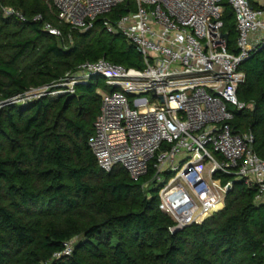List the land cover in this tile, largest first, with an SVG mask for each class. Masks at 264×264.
<instances>
[{
    "label": "trees",
    "instance_id": "obj_1",
    "mask_svg": "<svg viewBox=\"0 0 264 264\" xmlns=\"http://www.w3.org/2000/svg\"><path fill=\"white\" fill-rule=\"evenodd\" d=\"M222 4L235 45V12L228 0ZM135 9L127 0L81 31L60 23L45 0H0V264H264V202H256L255 187L237 180L223 210L174 231L176 222L160 209L155 170L139 180L121 166L107 172L89 146L99 90L113 89L96 77L75 94H48L86 62L144 68L138 47L104 24ZM47 22L62 35L50 34ZM242 69L238 96L253 108L236 111L233 124L254 134L264 160V46ZM31 91L40 94L14 102ZM68 244L72 253L64 254Z\"/></svg>",
    "mask_w": 264,
    "mask_h": 264
},
{
    "label": "built area",
    "instance_id": "obj_2",
    "mask_svg": "<svg viewBox=\"0 0 264 264\" xmlns=\"http://www.w3.org/2000/svg\"><path fill=\"white\" fill-rule=\"evenodd\" d=\"M45 1L53 5L60 23L88 31L127 0ZM222 2L135 0V10L115 22L106 18L104 24L138 47L144 68L106 59L86 62L68 74L57 91L48 92L75 94L78 84L96 77L113 89L99 90L102 104L89 146L107 172L121 166L139 180L153 168L159 183L169 181L160 190V209L176 222L174 231L223 210L237 180L255 187L256 202H264V160L254 150L255 136L233 124L236 111L253 108L239 99L238 91L246 81L243 63L264 46V3L228 0L236 16L232 45ZM4 11L24 19L12 7ZM45 29L62 35L52 23H45ZM199 172L209 189L204 196L191 182ZM172 191L183 195L175 197L180 215L171 204ZM216 204L222 208L210 212ZM71 253L68 244L64 254Z\"/></svg>",
    "mask_w": 264,
    "mask_h": 264
},
{
    "label": "rangeland",
    "instance_id": "obj_3",
    "mask_svg": "<svg viewBox=\"0 0 264 264\" xmlns=\"http://www.w3.org/2000/svg\"><path fill=\"white\" fill-rule=\"evenodd\" d=\"M39 94H40L39 91H31V92L28 93L27 98H36L37 96H39ZM208 169L209 168H206V171H208ZM191 182H192V185L194 186V188L197 190L198 194L204 196V195H206L208 193L209 189H208L207 185L204 183V181H203V179H202V177L200 175V172H199L198 176H194L193 177ZM169 183H170L169 181L165 180L164 182H162V187L161 188H163L165 185H168ZM174 184H176V182H174L172 185H174ZM174 192L175 191H172V192L169 193V198L171 200V204L172 205L175 203V197L180 196L182 198V196H183V195L176 194ZM183 192H184L183 194H187L186 190H183ZM221 208H222V205L219 204L218 208L215 209V210H218V209H221Z\"/></svg>",
    "mask_w": 264,
    "mask_h": 264
},
{
    "label": "crops",
    "instance_id": "obj_4",
    "mask_svg": "<svg viewBox=\"0 0 264 264\" xmlns=\"http://www.w3.org/2000/svg\"><path fill=\"white\" fill-rule=\"evenodd\" d=\"M251 1H253L254 3H257L258 5L264 3V0H251Z\"/></svg>",
    "mask_w": 264,
    "mask_h": 264
},
{
    "label": "water",
    "instance_id": "obj_5",
    "mask_svg": "<svg viewBox=\"0 0 264 264\" xmlns=\"http://www.w3.org/2000/svg\"><path fill=\"white\" fill-rule=\"evenodd\" d=\"M227 36V35H226ZM183 228H185V226L184 227H182L181 229H183ZM178 230H180V229H178Z\"/></svg>",
    "mask_w": 264,
    "mask_h": 264
}]
</instances>
